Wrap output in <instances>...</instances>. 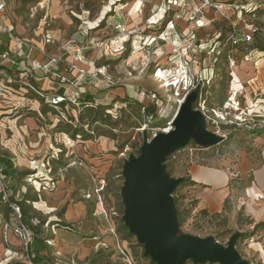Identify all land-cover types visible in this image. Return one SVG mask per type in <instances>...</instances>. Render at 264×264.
Wrapping results in <instances>:
<instances>
[{"label": "rangeland", "instance_id": "374dc122", "mask_svg": "<svg viewBox=\"0 0 264 264\" xmlns=\"http://www.w3.org/2000/svg\"><path fill=\"white\" fill-rule=\"evenodd\" d=\"M153 1L144 0L146 9ZM124 2L134 6V0H58L62 12L72 19L69 28L60 17L52 16L54 0L9 2L8 15L24 53L38 50L39 59L64 60L69 56L72 59L66 60L67 65L87 73L80 78L87 91L99 94L107 87L114 91L109 99L95 102L94 107H105L107 111L84 109L78 118L72 106L65 110L44 104L42 111L47 115L35 123L41 128L54 126L52 135L41 128L37 130V126L27 128L20 123L18 116L27 118L31 112L0 95V155L10 157L17 170L16 179L0 177V264H33L37 234L31 224L38 229L39 240L48 245L40 256L49 257L53 264H156L145 256L144 245L123 221V167L130 156L140 155L145 138L151 141L158 133L171 131L179 111V98L154 78L156 67L181 72L169 56L157 60V54L152 59L126 61L129 55L146 54L140 40L126 43L120 52L111 46L98 51L96 42L111 37L100 30L113 13L122 12L120 4ZM213 2L219 9L206 12V26L195 31L196 40L212 43L220 33L226 39L233 27L245 31L253 26L258 28L255 42L235 54L234 63L227 58L228 46L220 49L215 42L207 50L190 53L201 92L194 109L205 114L207 129L224 140L211 147L192 141L169 157L165 165L175 180L186 179L191 165L228 172L233 192L221 213L211 214L201 207L197 188L188 183L176 188L173 196L182 219L180 233L217 238L226 246L234 233L241 232L248 237L237 243L242 258L251 264H264L248 252L252 243L246 245L250 235L258 237L264 231V227L254 230L259 223L249 212L253 202L247 193L254 184L253 172L264 165V5L257 6L255 15L244 14L240 18L236 6L245 4L244 0ZM101 17L102 22H98ZM187 27L184 25L181 30ZM76 36L83 45L76 47ZM255 49L258 53L246 61L244 56ZM78 55H83L84 60L77 61ZM101 67L106 68L112 84L92 78ZM233 71L239 78L237 84L232 83ZM24 79L27 85L34 86L31 76ZM242 87L245 93L239 94L238 105L229 107L230 94ZM143 91L154 93L159 99L155 119L144 115L143 107L153 106L148 98L141 100L139 94ZM130 93L138 95L137 100ZM15 202L26 203L25 211ZM76 206H83L85 213L70 219L69 211ZM22 227L31 235L28 247L18 234Z\"/></svg>", "mask_w": 264, "mask_h": 264}, {"label": "water", "instance_id": "95a60500", "mask_svg": "<svg viewBox=\"0 0 264 264\" xmlns=\"http://www.w3.org/2000/svg\"><path fill=\"white\" fill-rule=\"evenodd\" d=\"M199 93L193 92L180 107L172 130L144 139L139 156H130L123 167V221L145 247V256L156 264H251L237 250L243 233H234L225 246L215 238L180 233L173 196L183 181L170 177L165 165L169 157L195 141L211 147L224 138L207 129L204 113L194 109Z\"/></svg>", "mask_w": 264, "mask_h": 264}, {"label": "built area", "instance_id": "2783aa9c", "mask_svg": "<svg viewBox=\"0 0 264 264\" xmlns=\"http://www.w3.org/2000/svg\"><path fill=\"white\" fill-rule=\"evenodd\" d=\"M10 0H0V95L4 96L8 93V83L14 80L11 71L12 67H19V57L23 55V44L17 35L16 28L9 20L8 6ZM144 0H134V5H142ZM245 4L236 6V10L239 12L240 18L243 15H255L258 8L257 6L264 5V0H244ZM250 6H256L254 9H248ZM211 9H219L213 0H162L157 10L147 20L148 27L154 28V32L148 36L139 38L136 33V27L129 29L125 25H118L115 28V33L111 37L106 39H99L96 42V48L99 52H102L105 48L111 46L114 47L115 51L120 52L124 50L125 44L133 41H141V49L146 51L158 44V48L161 50V54L157 57L159 60L162 57L169 56L168 59L172 64L178 67L181 72L177 74V70L168 67H156L154 72V78L159 81L164 89L174 93L178 97L179 108L187 100L190 94L193 92L199 93L201 99L199 77L194 72V61L189 58L190 53H196L197 50L203 51L211 48L215 42L220 46V49L228 46L227 58L231 63H234L235 54L242 53L248 49L255 42V35L257 34L258 28L253 26L247 27L245 31L236 29L233 27L231 32L226 39L220 33L214 42L211 41H198L196 40L195 31L205 28L206 24V12ZM182 21L188 25L187 30L182 31L179 22ZM4 39H7L8 43H4ZM171 47V51L167 52V47ZM258 53L257 50H251L244 56L246 61L250 59L251 55ZM156 53L147 52V58H153ZM77 61H83L84 56L78 55ZM63 59H56L47 57L43 60L40 65L46 74H51L56 79L59 78L62 83H70L65 77H59L55 73H52L53 68L59 63L63 62ZM146 63V61H144ZM69 71H78L79 77L84 78L87 73L83 70H78L74 65L69 64ZM234 69V68H233ZM176 70V71H175ZM233 79L232 83L239 81L238 76L233 71L231 74ZM94 80L102 78L108 80L109 84H112L111 79L106 75V68L101 67L96 69L95 74L92 76ZM39 96H42L41 91L33 89ZM182 94H184L182 96ZM79 93L72 94L71 98L68 99L64 96H56L51 101V104L60 106L63 102H71L76 104ZM142 99L148 98L151 101L152 106L156 109L159 108V99L156 94H147L142 92L139 94ZM140 100V101H141ZM157 112V109H156ZM203 113V112H202ZM205 115V114H204ZM152 119V116L150 117ZM71 143V141L69 140ZM2 170L0 169V177ZM18 234H20L26 241L28 247L31 242V235L25 228H19Z\"/></svg>", "mask_w": 264, "mask_h": 264}, {"label": "crops", "instance_id": "0c3cea01", "mask_svg": "<svg viewBox=\"0 0 264 264\" xmlns=\"http://www.w3.org/2000/svg\"><path fill=\"white\" fill-rule=\"evenodd\" d=\"M147 1L148 0H146V2ZM146 2H143L142 5H134L133 7L130 2H124V4H120L123 8L121 9L122 12L117 11L113 13L106 21V24L103 27L104 29H101L100 31L105 30V33L107 35L112 36L115 33V28L118 25H125L129 29H134L136 27V33L139 38H142V36L145 37L150 35L151 33H153L152 31H154V28L148 27L147 20L152 15V13L157 10V7L160 5V0L153 1V3L150 4L151 7L147 9L145 7L147 4ZM130 5L131 7L129 8ZM51 14L52 16L60 17L63 23L68 28L71 26L70 24L72 22V19L62 12L59 3L55 4V0L54 6L51 10ZM102 20L103 17H101L98 22H102ZM179 25L181 27H184V25L186 24L180 21ZM90 29L91 27L88 26L87 30ZM16 32L18 31L16 30ZM83 32L85 33L86 31ZM75 38L78 42V45L76 47H78L79 44L83 45V41L81 40V38H79V36H76ZM4 43H8L7 39H4ZM158 46L159 45L156 44L153 47H150L146 51V54L142 53L129 55L126 61L135 62L134 60L145 58L147 57V52L152 53L154 51L156 55H160L161 50L158 48ZM166 50L169 53L171 51V47L168 46ZM39 57L40 53L38 50H34L29 55H27V53H23V55L19 57L20 66L11 68L14 80L9 81L8 93L3 96L5 100L10 101L13 104L16 103L22 108H26L31 112L32 116L30 117L24 118L23 115H19L17 118L20 120V123L23 122L24 125H27V128L30 125L37 126V130L41 128L37 123H35V121L40 123V117L45 119L44 116H46L47 113L45 111H42V107L44 104L46 106L49 105L48 107H50L53 97L64 95L68 99H70L72 94L79 93L84 96V94L88 93L95 99L96 103H99L106 98L109 99L112 92L114 91L113 88L111 89L110 87H107L99 94H94L91 91H87L86 87L84 86L85 82L80 81L77 70L73 72L68 71L69 66L66 63V60L69 61L70 59H72L69 56L64 59L63 63L56 65L52 70V73H55L59 77H65L70 83L75 84L71 85L69 83H62L59 78L56 79L55 77H52L51 74H46L42 69H40V65L44 59H39ZM28 76L32 77V81L34 82L33 87L27 85L24 82V78H27ZM31 88L43 92L46 99L39 96ZM30 90L34 93H30ZM129 96L137 100L138 95L135 96L131 95L130 93ZM71 106L73 107L71 110L75 114H77L75 116L78 118L79 111L81 110L80 108L76 109L73 105H71V103L67 104L66 106L60 105L59 107H64L65 110H67V108H70ZM24 127L25 126H23V129ZM52 128H54V126H47L46 128L41 129L43 130V132L47 131L52 135L54 130ZM187 176L196 183L194 188H197L199 191L198 200H200L201 207L207 209L211 214L221 213L223 211L226 200L232 195L233 192L231 188L230 174L225 170L217 169L214 167L191 165L188 169ZM253 176V187L247 190L248 196L252 198L253 202V204L250 206L251 209L249 212L253 216V219L256 221V223H261L264 222V165L259 170L254 171ZM77 206L75 207V209L73 208L71 209V211H69L68 217L70 219L75 218L76 215H82L85 213V209L83 206ZM250 237L252 238H249L246 241L247 246L250 242L252 243L247 247L248 252L254 257L258 258L260 262L264 263V231L258 237ZM43 258L50 259L49 257Z\"/></svg>", "mask_w": 264, "mask_h": 264}, {"label": "trees", "instance_id": "16d2710c", "mask_svg": "<svg viewBox=\"0 0 264 264\" xmlns=\"http://www.w3.org/2000/svg\"><path fill=\"white\" fill-rule=\"evenodd\" d=\"M63 62H61V63H63ZM64 97H66V96H64ZM69 103H71V102H69V101L68 102H63V103H61V105L62 106H66ZM72 105L76 106L77 108H80L81 110L87 109L89 112H94V110L107 111V109L105 107H101V106L94 107L95 99L91 95H89L88 93L84 94V96L79 94L76 104H72ZM143 109H144V115L148 119L151 116H152V119H155L157 117V112H156V109L154 107L145 106V107H143ZM84 118L85 117L83 115H80V119L81 120H84ZM94 121L97 122L98 121L97 118H94ZM76 136H77V134H76ZM0 169L2 170V172H1V178L2 179H4V180L16 179L17 170H16V167H15V165H14V163H13V161H12V159L10 157L5 156V155H0ZM169 175H170V173H169ZM185 183H188L190 186H193V187L196 185V183L193 182L190 177H187L186 179H183V181L180 183L179 186H181V185H183ZM15 204H17L23 212L25 211L26 203L15 202ZM175 204H176V208H177V211H178L179 225L181 226L182 225V219H181V214L179 212L178 203H177L176 199H175ZM261 227H264V223L257 224L255 226L254 230H257V229H259ZM31 228L37 234V235H35V238H34V242H36L37 248L35 250L36 253H35L34 257L32 258L33 264H53L50 259H48V258L45 259V258L40 256V253L45 251L48 248V245H47V243L45 241H40L39 240V235H38L39 231H38V229L35 228L32 224H31ZM247 238H248L247 235L243 234L240 239H247ZM215 239L218 241L217 238H215Z\"/></svg>", "mask_w": 264, "mask_h": 264}, {"label": "bare ground", "instance_id": "6f19581e", "mask_svg": "<svg viewBox=\"0 0 264 264\" xmlns=\"http://www.w3.org/2000/svg\"><path fill=\"white\" fill-rule=\"evenodd\" d=\"M55 3H58L57 0H55ZM245 93V88L242 87L240 90H234L232 91V93L230 94V100H229V107L234 104V105H238V96L239 94H244ZM184 104V103H183ZM182 104V105H183ZM181 105V106H182ZM239 107V106H238ZM180 109V108H179ZM237 109V108H236ZM170 130V129H169ZM168 130V131H169ZM166 131V132H168Z\"/></svg>", "mask_w": 264, "mask_h": 264}]
</instances>
